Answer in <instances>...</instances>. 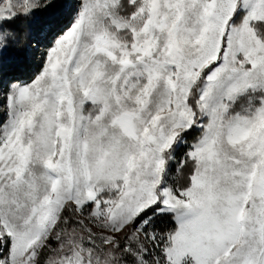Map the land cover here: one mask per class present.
<instances>
[{
	"label": "snow or ice",
	"instance_id": "1",
	"mask_svg": "<svg viewBox=\"0 0 264 264\" xmlns=\"http://www.w3.org/2000/svg\"><path fill=\"white\" fill-rule=\"evenodd\" d=\"M0 264H264V0H0Z\"/></svg>",
	"mask_w": 264,
	"mask_h": 264
},
{
	"label": "rangeland",
	"instance_id": "2",
	"mask_svg": "<svg viewBox=\"0 0 264 264\" xmlns=\"http://www.w3.org/2000/svg\"><path fill=\"white\" fill-rule=\"evenodd\" d=\"M9 71H10V69H9Z\"/></svg>",
	"mask_w": 264,
	"mask_h": 264
},
{
	"label": "trees",
	"instance_id": "3",
	"mask_svg": "<svg viewBox=\"0 0 264 264\" xmlns=\"http://www.w3.org/2000/svg\"><path fill=\"white\" fill-rule=\"evenodd\" d=\"M9 70V69H8Z\"/></svg>",
	"mask_w": 264,
	"mask_h": 264
}]
</instances>
